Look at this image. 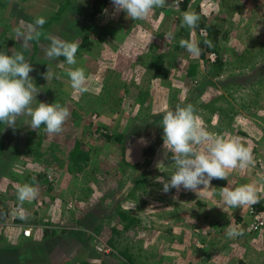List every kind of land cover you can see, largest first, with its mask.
I'll return each instance as SVG.
<instances>
[{"label": "rangeland", "instance_id": "374dc122", "mask_svg": "<svg viewBox=\"0 0 264 264\" xmlns=\"http://www.w3.org/2000/svg\"><path fill=\"white\" fill-rule=\"evenodd\" d=\"M186 11L200 16L194 29L182 24ZM38 17L45 24L25 50L15 29ZM210 26L217 49L200 44ZM168 33L173 38L166 39ZM49 35L78 43L75 65L64 57L49 61ZM182 39L198 42L201 55L180 47ZM0 51L22 52L29 63L34 54L29 75L39 90L37 101L69 109L59 134L47 133L44 125L32 130L26 115L17 117L15 127L0 122V247L9 245L12 218L19 219L17 188L28 183L39 194L23 203L20 228L35 220L43 239L54 230L49 240L61 236L71 253L87 251L79 264H264V230L226 236L230 223L248 219L250 205L229 207L219 195L220 188L254 182L264 201V0H189L186 8L166 0L135 21L117 12L112 0H0ZM159 56L164 76L154 75ZM48 67L58 79H44ZM76 67L85 70L87 92L71 87L67 71ZM188 104L208 131L240 137L253 164L229 170L225 183L213 179L203 192L201 185L196 192L165 193L158 178L170 179L175 164L160 122L166 110ZM142 138L148 145L139 165L128 167L125 151ZM78 142L88 155L81 169L70 159ZM169 227L176 236L183 229L192 238L170 240ZM218 237L219 250L212 248ZM98 246L110 253H100ZM56 251L50 261L43 255L40 261L65 263Z\"/></svg>", "mask_w": 264, "mask_h": 264}, {"label": "clouds", "instance_id": "9594fccd", "mask_svg": "<svg viewBox=\"0 0 264 264\" xmlns=\"http://www.w3.org/2000/svg\"><path fill=\"white\" fill-rule=\"evenodd\" d=\"M112 3L117 12L123 10L135 21L147 18L155 8H163L166 0H112ZM199 20L200 16L194 11H186L182 14V24L188 28L197 27ZM44 24L45 19L38 17L34 23L15 29L16 36L21 40L25 50L29 47L30 41L40 36L38 29ZM171 38L173 34L168 33L166 39ZM48 39L50 44L46 49V57L49 61L64 57L68 65L77 63L76 53L79 49L77 42L62 40L52 35H49ZM204 43L209 48L213 46L209 40H205ZM180 47L195 57H199L202 53L198 42L191 40L182 39ZM33 70L22 52L8 55L0 51V122L8 127H15L17 117L26 115L31 118L32 130L36 131L44 125L47 133L59 134L69 117V109L57 103L47 104L37 101L39 90L29 75ZM67 75L74 91L79 93L88 91L84 68H70ZM43 76L47 82L59 78L50 67ZM34 101L35 107H33ZM160 124L163 128L164 147L168 148V153H171L170 159L175 164L170 179L158 178L163 184L162 190L165 193L171 189L179 191L181 188L196 192L201 185L204 188L200 192H203L208 190L213 179L226 180L229 170L237 168L244 170L253 164L251 149L241 142L240 137L228 132L208 131L200 122L192 104L177 105L174 110H166ZM200 146H203V150H200ZM33 181L35 182L34 177ZM38 194L37 188L33 185L25 183L18 186L17 198L21 207L17 211L21 219L26 216V210L22 208L23 203L35 200ZM219 195L226 206L236 208L256 204L260 197L254 182L234 189L227 186L220 188ZM27 230L30 233L25 234L24 231V235L31 236V230ZM243 234V230L233 223L226 228V236L229 239Z\"/></svg>", "mask_w": 264, "mask_h": 264}, {"label": "crops", "instance_id": "0c3cea01", "mask_svg": "<svg viewBox=\"0 0 264 264\" xmlns=\"http://www.w3.org/2000/svg\"><path fill=\"white\" fill-rule=\"evenodd\" d=\"M17 216H19L18 214H16ZM99 217L94 218V221L96 224V222L99 220ZM170 217H174L175 218V214H173V212L171 213ZM19 219H21L19 217ZM18 219V220H19ZM17 219L14 221V218H12V223L13 228L10 230L9 232V245L7 247L6 246H2L0 247V264H28L31 263V259L34 257V264H44L40 261L41 256H42V251L39 248V251L37 250V252H33V243H32V239H34L37 243L38 240L41 241L43 239V232H39L40 229H36L38 226L34 225V223H37V221L33 220V222H29L28 224H24L22 225V227L20 228V223H17L18 221ZM27 229L31 230V236H26L24 235V231H26ZM184 231V235L182 236L180 234V236H178L179 239H190L191 237V233H187L188 231L183 230ZM222 232V228H220V230ZM169 232L171 233L170 235V240L171 239H175L177 238L176 236V229L175 231L171 230L169 227ZM178 232L182 233L181 230H179ZM197 232V231H196ZM195 232V233H196ZM42 234V237L39 236V234ZM56 233V231H55ZM206 234H208V231L206 232ZM57 236V235H56ZM34 237H38L37 239H35ZM177 238V239H178ZM202 240L206 241L207 239V235H204L202 237H200ZM220 237H218L217 242H214L215 244H213L211 242L212 248H216L217 250H219L223 244V241L219 242ZM25 242V243H24ZM53 242H57V244H55L53 247V249H50L49 246L47 247V252H48V258L50 261L51 257L56 256V250L59 249V251L61 252L62 256L65 257L66 259H62V262L65 263H61V264H79L81 261L84 260V258L87 256V251L85 250L83 253H71L70 251H68V249L65 247V245L62 243V238L61 236H58L57 238H55V240ZM21 243L23 246H21ZM43 244L49 245V242L44 241ZM51 244V242H50ZM78 244V243H77ZM77 244H73V249H77L79 247V245ZM52 245V244H51ZM39 247V244L38 246ZM7 248V249H6ZM35 253V256L34 254ZM174 255L176 256V254L174 253ZM116 263V262H115ZM50 264V263H49ZM52 264V263H51ZM55 264V263H53Z\"/></svg>", "mask_w": 264, "mask_h": 264}, {"label": "trees", "instance_id": "16d2710c", "mask_svg": "<svg viewBox=\"0 0 264 264\" xmlns=\"http://www.w3.org/2000/svg\"><path fill=\"white\" fill-rule=\"evenodd\" d=\"M183 2V6H184V8H186L187 6H188V2H189V0H183L182 1ZM210 29H209V34H208V36L206 35L205 37H202L201 38V42H200V44L202 45V46H204L205 45V43H204V41L205 40H209V41H211L212 42V45L215 43V42H217V33H216V30L214 31V26H210L209 27ZM215 45V44H214ZM212 46V49H217V47L216 46ZM206 46V45H205ZM207 47V46H206ZM214 47V48H213ZM216 47V48H215ZM36 51H37V42H34V54L36 53ZM34 54L31 56V58H30V63H32L33 62V59H34ZM162 64H163V61H162V56H159V58L157 57V63L154 65V75H156V76H164V75H166V70H163L162 71ZM195 70H196V66L195 65H193V66H190V69H189V73L190 74H193V73H195ZM116 139H118V140H122L121 139V136L119 135V136H117L116 137ZM2 148H3V146H1ZM0 152H1V150H0ZM70 159L71 160H73V162H75L76 164H77V166H78V168L79 169H81L82 167H83V165H85V164H87V160H88V155H87V153L84 151V148H83V144H82V142H78L77 144H76V146L74 147V149H73V151L71 152V155H70ZM224 183H225V180H224ZM51 189V188H50ZM264 201H263V199H259V202L258 203H256V204H253V205H250V207H254V208H263L264 207V203H263ZM248 209V208H247ZM6 213V212H5ZM93 215H96L95 213H93V212H91ZM91 213H90V215H91ZM122 215L124 216V218H126V216H128V215H126L125 213H122ZM96 217V216H95ZM239 227H240V229H242L243 230V235H246L247 233H253V232H250V231H248L247 230V228H248V223L244 220V218L242 217V218H240V221H239ZM47 231V230H46ZM53 231L54 230H52L51 231V233L53 234ZM50 233V232H49ZM51 233L49 234V237L48 238H46V239H43L42 241H39L38 240V243L35 241V240H32V243H33V252H37V250L39 251V248L41 249V251H42V255L43 256H48V252H47V247L49 246V248L50 249H53L54 247L50 244V242H52L53 240H49V238H50V235H51ZM257 233V232H256ZM242 235V236H243ZM242 236H239V237H242ZM44 241H46V242H49V245H46V244H43L42 242H44ZM38 244H39V247H37L38 246ZM47 246V247H46ZM35 253H33L34 254V256H35ZM123 254H125V255H127L125 252H122ZM34 257L31 259V263H28V264H34Z\"/></svg>", "mask_w": 264, "mask_h": 264}, {"label": "built area", "instance_id": "2783aa9c", "mask_svg": "<svg viewBox=\"0 0 264 264\" xmlns=\"http://www.w3.org/2000/svg\"><path fill=\"white\" fill-rule=\"evenodd\" d=\"M183 0H176V3H180ZM49 179L52 180L51 174L49 175ZM246 217L248 218L246 222L248 223L247 230L253 233L259 232L264 230V207L263 208H254L249 207L246 212ZM28 230L25 231V234H29ZM98 251L102 254H109L110 250L103 246H98ZM88 264H102L98 262H89Z\"/></svg>", "mask_w": 264, "mask_h": 264}, {"label": "water", "instance_id": "95a60500", "mask_svg": "<svg viewBox=\"0 0 264 264\" xmlns=\"http://www.w3.org/2000/svg\"><path fill=\"white\" fill-rule=\"evenodd\" d=\"M148 145V142L145 139H139L135 140L134 143L130 146V148L127 147L126 149V157L129 161L135 162L136 160L132 157V155H135V157L138 159L141 156V151Z\"/></svg>", "mask_w": 264, "mask_h": 264}, {"label": "flooded vegetation", "instance_id": "af4514ba", "mask_svg": "<svg viewBox=\"0 0 264 264\" xmlns=\"http://www.w3.org/2000/svg\"><path fill=\"white\" fill-rule=\"evenodd\" d=\"M130 146L131 145H128V148H130ZM142 153H143V149H142ZM132 157L136 160L135 162H131V161H129L128 159H127V157H126V151H125V160H124V162L123 163H125L128 167H135V166H138L139 165V160H140V158H136L135 157V155H132Z\"/></svg>", "mask_w": 264, "mask_h": 264}]
</instances>
